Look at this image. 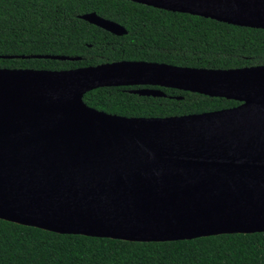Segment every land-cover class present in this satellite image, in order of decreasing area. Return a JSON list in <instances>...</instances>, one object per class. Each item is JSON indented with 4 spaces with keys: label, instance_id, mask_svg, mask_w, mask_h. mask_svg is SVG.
<instances>
[{
    "label": "water",
    "instance_id": "95a60500",
    "mask_svg": "<svg viewBox=\"0 0 264 264\" xmlns=\"http://www.w3.org/2000/svg\"><path fill=\"white\" fill-rule=\"evenodd\" d=\"M125 1L264 30V0ZM78 18L118 37L127 34L93 12ZM135 86L239 105L128 118L83 101L98 88ZM129 93L164 97L151 88ZM0 220L140 243L264 233V65L221 70L117 61L54 71L0 68Z\"/></svg>",
    "mask_w": 264,
    "mask_h": 264
},
{
    "label": "trees",
    "instance_id": "16d2710c",
    "mask_svg": "<svg viewBox=\"0 0 264 264\" xmlns=\"http://www.w3.org/2000/svg\"><path fill=\"white\" fill-rule=\"evenodd\" d=\"M91 12L121 25L127 34L116 37L78 18ZM22 55L80 59H0V68L54 71L125 60L237 69L264 65V30L125 0H0V56ZM128 89L98 88L83 101L128 118L200 114L239 105L175 89L161 88L164 97H141ZM0 264H264V233L140 243L60 235L0 220Z\"/></svg>",
    "mask_w": 264,
    "mask_h": 264
},
{
    "label": "flooded vegetation",
    "instance_id": "af4514ba",
    "mask_svg": "<svg viewBox=\"0 0 264 264\" xmlns=\"http://www.w3.org/2000/svg\"><path fill=\"white\" fill-rule=\"evenodd\" d=\"M96 14V13H95ZM100 17V16H99ZM102 18V17H101ZM104 19V18H103ZM107 20V19H106ZM110 21V20H109ZM113 22V21H112ZM119 25V24H118ZM121 26V25H120ZM124 28V27H123ZM108 33V32H107ZM110 34V33H109ZM112 35V34H111ZM113 36H115V35H113ZM116 37H118V36H116ZM121 37V36H120ZM77 58V57H76ZM80 59V58H79ZM119 61H125V60H119ZM125 88H129L127 91L129 92L130 90H135V89H140V88H151V89H161V88H158V87H137V86H135V87H125ZM165 89V88H164Z\"/></svg>",
    "mask_w": 264,
    "mask_h": 264
}]
</instances>
